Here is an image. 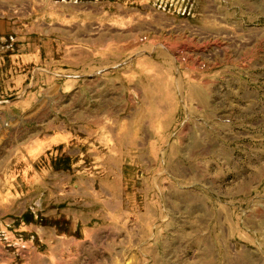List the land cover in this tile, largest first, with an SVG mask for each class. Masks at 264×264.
I'll return each mask as SVG.
<instances>
[{"label": "rangeland", "instance_id": "rangeland-1", "mask_svg": "<svg viewBox=\"0 0 264 264\" xmlns=\"http://www.w3.org/2000/svg\"><path fill=\"white\" fill-rule=\"evenodd\" d=\"M0 264H264V0H0Z\"/></svg>", "mask_w": 264, "mask_h": 264}, {"label": "crops", "instance_id": "crops-1", "mask_svg": "<svg viewBox=\"0 0 264 264\" xmlns=\"http://www.w3.org/2000/svg\"><path fill=\"white\" fill-rule=\"evenodd\" d=\"M2 75H3V72H2ZM40 130L42 132H48V131L54 132L53 130H49L46 127H42ZM56 132L57 134H59V138H57L55 135L39 137L36 141H33V144L31 145L30 148L38 153L40 152L38 156L42 154H51L50 152L54 150L56 151V153H58L59 156H62V154H68L67 149H68V145L70 144V142H72V139H73L72 135L70 133L69 134L71 136L68 135L67 130L65 131L57 130ZM59 148H62V151L59 152L58 150ZM62 160L64 162L67 161V159H62Z\"/></svg>", "mask_w": 264, "mask_h": 264}]
</instances>
